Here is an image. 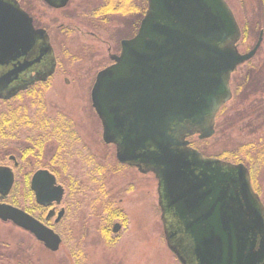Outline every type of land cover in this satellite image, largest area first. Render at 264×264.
<instances>
[{"label": "water", "instance_id": "water-1", "mask_svg": "<svg viewBox=\"0 0 264 264\" xmlns=\"http://www.w3.org/2000/svg\"><path fill=\"white\" fill-rule=\"evenodd\" d=\"M68 1L58 0V8ZM238 37L223 0H147L136 35L121 42L114 64L97 74L91 90L103 142L116 144L119 162H137L159 180L162 200L180 222V232L172 234L167 224L163 232L181 264L264 263V213L245 169L225 165L220 173V163L184 141V135L197 133L201 140L213 134L215 114L230 96L231 72L255 52L238 55ZM36 41L54 63L44 31L35 30L11 0H0V65L25 57ZM42 180L49 190L38 186ZM12 184L9 169L0 168L1 197ZM54 184L46 171L35 174L38 203L53 194L60 200ZM0 220L58 250L59 237L22 211L0 204ZM182 237L189 241V256L179 245Z\"/></svg>", "mask_w": 264, "mask_h": 264}, {"label": "rangeland", "instance_id": "rangeland-1", "mask_svg": "<svg viewBox=\"0 0 264 264\" xmlns=\"http://www.w3.org/2000/svg\"><path fill=\"white\" fill-rule=\"evenodd\" d=\"M26 1L31 14L51 34L57 70L49 79L42 99L32 100V103L20 96L7 103L0 102V112L18 106V112L31 121L29 117L36 108H45L47 118L59 116L62 123L74 125L81 140L75 144L65 141L62 154L66 172L63 182L67 187H75L76 197L72 203L67 200V218L59 228L63 243L56 254L46 252L28 234L12 225L0 223V264H179L165 244L156 209V180L148 174L142 179L141 185L133 174L134 170L118 167L114 148L101 140V125L91 108L89 96L82 97L88 94L94 75L110 63L109 54L117 52L119 41L135 33L140 12L130 15L106 13L101 18L96 16V11L105 0H70L61 11L45 8L38 0ZM226 1L233 12L238 10L235 8L238 3H247V0ZM130 2L139 9L144 0ZM249 8L248 14L254 13L251 0ZM256 19L257 14L253 22ZM108 48L111 49L109 53ZM263 58L264 51L257 61ZM65 81L68 83L65 84ZM249 99L250 102L246 100L242 103L241 98H234L226 105L216 118L215 132L211 138L198 141L196 137H190L188 141L204 157L225 153L235 155L228 159L240 160L238 162L250 168L251 175H255L259 197L264 203V118L255 120L257 115L248 113L253 105V99ZM24 133L18 139L6 141L10 148L7 153L21 156L20 149H26ZM1 151L2 148L0 161H3L5 153ZM253 156L259 159L254 165L249 161ZM47 158L38 159L39 163L35 158L32 163L22 160V172H29L32 166L37 168L38 165H46ZM134 181L135 192L123 194L126 202L122 206L128 212L130 222L117 235L104 241L102 232L105 227L100 221L103 210L98 198L114 190L123 191V185ZM110 184L114 187L108 189ZM77 189H81V197ZM137 193L140 195L138 200ZM143 195L144 221L138 227L133 213L142 209ZM108 198L111 199L110 196Z\"/></svg>", "mask_w": 264, "mask_h": 264}, {"label": "flooded vegetation", "instance_id": "flooded-vegetation-1", "mask_svg": "<svg viewBox=\"0 0 264 264\" xmlns=\"http://www.w3.org/2000/svg\"><path fill=\"white\" fill-rule=\"evenodd\" d=\"M11 1L15 3L16 6H18L31 18L32 26L35 30L44 31L47 38L46 43H48L49 47L52 50L54 63L51 64L48 60L46 61L45 54L43 51L44 44H41L40 41H36L32 50L29 51L25 57L17 60L16 62L8 63L7 65H0V102L7 103L14 99H17L20 96H23L24 98L31 100V102L33 103L32 100H40L44 96V90L48 87L49 79L56 74L57 61L55 59L54 52L51 47V34L49 30L46 29V27H44L43 25H41L31 14V12L29 11L28 2L26 0ZM38 1H40L45 8L51 9L53 11H61L67 7L70 0L68 1L67 5L63 8H58V0H50L49 4L46 3L44 0ZM249 1L250 0H247V3H238L235 7L238 10L233 12V10L228 5L227 1L224 0L234 17L235 23L239 31V37L236 43L234 44L235 51L239 55H246L253 50H255V52L250 59L245 60L239 65H237L234 71L230 74L228 80V89L230 96L225 103L219 106L215 114L213 121L214 132L217 116L221 111H224L226 105L234 98H241L242 103H244L246 100L250 102L249 97H251L253 99V105L250 106L251 112L249 111L248 113H252V115L255 116L257 115L254 118L255 120L264 118V58L260 61H257V58L264 51L262 49L264 46V0H251V7L254 6V13L248 14L247 9H250ZM253 2H255L254 5ZM256 14V22H253ZM129 38L130 37L119 41L117 52L109 54L108 59L110 63L104 66L94 75V78L91 81V86L88 89V94L85 93L86 96L82 97H91V90L95 82L96 75L101 70H104L105 68L113 64V57H117L120 54L121 42ZM109 52H111L110 48H108V53ZM255 62L257 63L255 64ZM67 83L68 82L65 81V84ZM79 96L81 97V94H79ZM13 103H15V101ZM18 111L19 108L17 106L7 108L6 112H0V148H2L1 152L5 153V160L0 161V168L9 169L10 173L13 176L12 187L7 196H0V204H5L22 211L23 213L34 219L36 222L41 224L43 227L51 230L60 239L58 250L56 252L49 251L44 247L41 242L36 240L33 234L22 230L21 228L14 225L12 222H3L0 220V223L12 225L14 228L28 234L32 238V240H34L46 252L56 254L59 252L60 246L63 243L62 233L59 231V228L63 225V222L67 218L69 206L67 200L72 203L76 197V191L74 189L75 187L71 188L68 184L67 187L66 184L63 182V178L66 175V172L64 168L62 149L65 144V141L68 140L69 143L75 144L76 141L81 140V137L78 135V132L75 129L74 125H67L65 123H62L61 118L59 116L47 118V112L45 108H36L35 112L31 113V117H29L31 121ZM34 116H36L37 118ZM247 124L244 125L246 126ZM24 129L27 130L26 133H24ZM86 132L88 133V131H85V133ZM23 133L26 137V139L24 140L26 142V145H24L26 149H20L21 156L15 157L7 153L10 148L7 147L6 141L9 139H11V141L18 139L20 136H22ZM176 135L177 134L175 133V136ZM188 137L190 136L184 135V141L188 142ZM192 137H196L199 140V135L197 133H194ZM105 145L112 146L114 148V156L118 167L134 170L135 173L133 174L137 177V182L142 185V179L144 178V176L151 173H146L144 171V167L139 165L137 162H119L116 158V144L109 143ZM187 146L189 149L195 150L191 147L189 142ZM45 149H47L48 151L46 152V154ZM23 153H25V157L23 156ZM247 153L248 152H246V154ZM45 156L46 158L49 157L46 160V165H38L36 166L37 168H34V166H32L29 172H22V160L30 161L32 163V160H34L35 158L38 162V159L42 160V157ZM252 158L253 160H257V158ZM205 159L213 160L220 163L217 165L221 169L220 173L226 171L225 165L242 166L247 173L251 193L252 195L257 196L264 213V203L259 197L255 182V175H251L250 168L248 166H246L242 162H238L240 160H233L234 158L224 159L222 155L216 157L205 156ZM255 163L251 162V164L253 165ZM38 171H46L48 174L54 177V187L59 188L61 191V198L58 202L56 198V201L54 200L55 194H53V196H50L48 199H43L44 204L38 203L35 191L32 187L33 178ZM151 175L156 180V209L159 213V220L161 222L162 229L164 225L167 224L170 228L173 229L172 234L178 233L180 232V222L174 215V213L166 208L165 202L162 200L161 189L159 191V180L156 179L153 174ZM129 179L135 180L133 177H129ZM45 182L46 180L40 181L38 183V186L41 187L42 190H49L44 189ZM111 184L110 186L108 185V189H111L112 186L114 187V185ZM140 184H138L137 186H140ZM123 186V191H121L120 189L114 190L112 193L102 194V197L98 198L99 202L102 204L103 210L102 219L100 221L105 227L102 232L104 241H107V238H110V236L117 235L123 229V226H128L130 222V216L125 210V208L122 206L124 202H126V199L123 194L129 195V193L135 192L136 183L135 181L132 183L127 182ZM77 194L79 196L81 195V189H77ZM109 196L111 197V199L108 198ZM139 198L140 195L139 193H137V200ZM142 200V209H139L136 213H133V217H135L134 221H137L138 227H141L143 225L142 222L144 221V217L142 215V212L144 211V195L142 197ZM262 217L264 218V214L262 215ZM115 227H118L117 232H114ZM165 244L167 248L175 255L176 259H178L175 252L168 247L166 240ZM179 245L181 246L184 253L189 256V241L186 238L182 237V239L180 238L179 240ZM190 264L195 263L194 261H192Z\"/></svg>", "mask_w": 264, "mask_h": 264}, {"label": "trees", "instance_id": "trees-1", "mask_svg": "<svg viewBox=\"0 0 264 264\" xmlns=\"http://www.w3.org/2000/svg\"><path fill=\"white\" fill-rule=\"evenodd\" d=\"M131 0H105L103 5L99 7V9L96 11V16L101 17L104 15H107L106 13H120V14H127L130 15V13L137 12L139 11L140 13L138 14V21H137V26L135 29H137L140 20L142 19L144 12L147 8V2L144 0V3H141L140 8H135L133 7L132 3L130 2ZM120 3V4H119ZM122 4L124 7H122ZM136 10V11H135ZM133 33L130 34L129 37H131ZM128 38V37H126ZM234 122H231L230 125H232ZM231 153H225L222 155L224 159H228V157H233L234 155H230ZM234 154V153H233ZM23 156L25 157V153H23ZM255 157V156H253ZM251 162L259 161L258 157L257 160H253L252 157H250ZM253 181V180H252Z\"/></svg>", "mask_w": 264, "mask_h": 264}]
</instances>
